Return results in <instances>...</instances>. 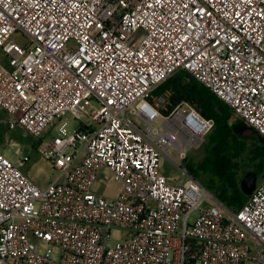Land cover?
I'll return each mask as SVG.
<instances>
[{
    "label": "built area",
    "instance_id": "obj_1",
    "mask_svg": "<svg viewBox=\"0 0 264 264\" xmlns=\"http://www.w3.org/2000/svg\"><path fill=\"white\" fill-rule=\"evenodd\" d=\"M180 71L264 138V0H0V123L58 172L0 151V264H264V179L234 212L189 172L215 121L156 93Z\"/></svg>",
    "mask_w": 264,
    "mask_h": 264
},
{
    "label": "trees",
    "instance_id": "obj_2",
    "mask_svg": "<svg viewBox=\"0 0 264 264\" xmlns=\"http://www.w3.org/2000/svg\"><path fill=\"white\" fill-rule=\"evenodd\" d=\"M166 89H171L174 105L184 101L197 103L204 117L214 119L215 127L208 136L206 155L200 163L189 161L187 167L197 179L202 173L207 175L204 187L229 209L239 211L249 198L241 189L243 177L254 173L258 180L264 179V138L253 130L246 142L237 136L235 128L246 125L242 122L230 124V108L188 72H178L156 93L161 94Z\"/></svg>",
    "mask_w": 264,
    "mask_h": 264
},
{
    "label": "rangeland",
    "instance_id": "obj_3",
    "mask_svg": "<svg viewBox=\"0 0 264 264\" xmlns=\"http://www.w3.org/2000/svg\"><path fill=\"white\" fill-rule=\"evenodd\" d=\"M18 41L22 43L23 40L19 38ZM1 118L2 116H0V120ZM61 120L69 122L72 129L79 127L78 122L75 121L74 117L71 114H67ZM162 121L163 120L161 118L158 119L155 122V126H160L162 124ZM242 126L243 125L236 127L234 132L237 136L243 137L245 139L244 141L246 142L247 139H249L252 135L253 131L246 126ZM7 136L9 137L8 142ZM207 143L208 137L199 149L190 152V155L185 163L186 166L189 161L197 164L203 160L204 156L206 155ZM0 151L11 160L18 158L20 152H23V157L29 158V161L24 165L23 170L41 188H46L58 176V172L54 170V167L52 166L50 161H48L41 152V143L36 139L26 135L20 129L9 132L8 127L0 123ZM162 171L171 184H182L186 179V176L182 172V170L176 168L167 158H162ZM102 175L113 178L112 173L107 170H103ZM207 179L208 176L202 173L201 177L198 180L199 182H202L203 186H206ZM262 181L263 179L260 178L257 185H260ZM120 189L121 184L116 182L115 180H112L109 184L102 188V193L107 197L114 198L116 197ZM195 217L196 214H193L191 222H193ZM121 237L122 233L120 231H114L112 233L111 245H116L117 243H119L121 241Z\"/></svg>",
    "mask_w": 264,
    "mask_h": 264
},
{
    "label": "water",
    "instance_id": "obj_4",
    "mask_svg": "<svg viewBox=\"0 0 264 264\" xmlns=\"http://www.w3.org/2000/svg\"><path fill=\"white\" fill-rule=\"evenodd\" d=\"M258 183V177L254 173L246 174L241 180V189L246 196L252 195L256 189Z\"/></svg>",
    "mask_w": 264,
    "mask_h": 264
},
{
    "label": "crops",
    "instance_id": "obj_5",
    "mask_svg": "<svg viewBox=\"0 0 264 264\" xmlns=\"http://www.w3.org/2000/svg\"><path fill=\"white\" fill-rule=\"evenodd\" d=\"M3 114L0 112V116H2Z\"/></svg>",
    "mask_w": 264,
    "mask_h": 264
}]
</instances>
